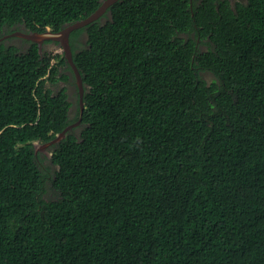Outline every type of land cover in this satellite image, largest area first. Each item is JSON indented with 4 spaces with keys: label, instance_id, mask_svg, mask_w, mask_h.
Masks as SVG:
<instances>
[{
    "label": "trees",
    "instance_id": "obj_1",
    "mask_svg": "<svg viewBox=\"0 0 264 264\" xmlns=\"http://www.w3.org/2000/svg\"><path fill=\"white\" fill-rule=\"evenodd\" d=\"M103 1L0 0V264H264V0L116 1L69 35L81 109L12 34Z\"/></svg>",
    "mask_w": 264,
    "mask_h": 264
},
{
    "label": "water",
    "instance_id": "obj_2",
    "mask_svg": "<svg viewBox=\"0 0 264 264\" xmlns=\"http://www.w3.org/2000/svg\"><path fill=\"white\" fill-rule=\"evenodd\" d=\"M116 1H118V0H105V1H103L102 5L87 19L69 24L64 29H62L61 31H59L57 33H53V32L48 31V32H45L42 34L29 33V34L24 35L27 39L32 40L33 42L37 43L39 48H41V45L44 41L50 40V41L58 43V46H60V48L64 52V57L67 59V61L69 62V64L71 65V67L75 73V76L77 79V84L80 88L81 109L83 108V103H82L83 87H82L80 75L78 73V69L76 68V65L74 64V62L72 60V52H71V47L69 44V35L73 30H75L79 27H82V26L86 25L87 23L91 22L92 20L96 19L97 17L101 16L103 14V12H105L108 9V7L110 5H112L113 3H115ZM12 35L13 36H19V33L17 32V33L12 34ZM39 51H40V49H39ZM68 128L69 127H67L62 133H60L57 136V138H55L54 140H51L47 144L40 145V146L35 145L36 151H42V152H45L46 154H48V152H46V148L48 146H50L52 143L58 142L60 139H62Z\"/></svg>",
    "mask_w": 264,
    "mask_h": 264
},
{
    "label": "flooded vegetation",
    "instance_id": "obj_3",
    "mask_svg": "<svg viewBox=\"0 0 264 264\" xmlns=\"http://www.w3.org/2000/svg\"><path fill=\"white\" fill-rule=\"evenodd\" d=\"M232 2H234V0H231ZM19 33V36H17V37H19V38H21V40L18 42V45L19 46H26L25 48H27L29 45H28V43L27 42H30V43H35V42H33L32 40H29V39H27L24 35L25 34H29V33H26V32H18ZM15 34V33H14ZM10 36V35H9ZM13 36V35H12ZM46 42V43H45ZM47 42H49V43H47ZM24 43H26V44H24ZM54 46H58V43H56V42H53V41H50V40H48V41H44L43 43H42V45H41V48H44L45 50H47V51H51L52 50V48L54 47ZM60 71L62 72L61 74H62V76L64 75V74H67L66 73V70H63L62 71V68L60 69ZM68 72V74L67 75H69L70 77H71V73L69 72V71H67ZM62 76L60 75V76H58L59 78H58V82H57V86H58V88H61V89H63L64 87H67L68 88V90H67V94L69 95V100H72V101H75V91H76V89H75V86L71 83V84H69V80H63L62 79ZM71 80H72V78H71ZM71 96H72V98H71ZM74 96V97H73Z\"/></svg>",
    "mask_w": 264,
    "mask_h": 264
},
{
    "label": "clouds",
    "instance_id": "obj_4",
    "mask_svg": "<svg viewBox=\"0 0 264 264\" xmlns=\"http://www.w3.org/2000/svg\"><path fill=\"white\" fill-rule=\"evenodd\" d=\"M235 1H238V0H234V2H235ZM54 48H59V49L61 50V52H60V53H58V52L54 53V52H53V49H54ZM51 52H53L54 55H55V54L64 55V52H63V50L60 48V46H54V47L52 48ZM35 145H39V146H40L41 144H39V143H35Z\"/></svg>",
    "mask_w": 264,
    "mask_h": 264
},
{
    "label": "rangeland",
    "instance_id": "obj_5",
    "mask_svg": "<svg viewBox=\"0 0 264 264\" xmlns=\"http://www.w3.org/2000/svg\"><path fill=\"white\" fill-rule=\"evenodd\" d=\"M53 52H54V53H56V52L60 53L61 50H60L59 48H54V49H53Z\"/></svg>",
    "mask_w": 264,
    "mask_h": 264
}]
</instances>
